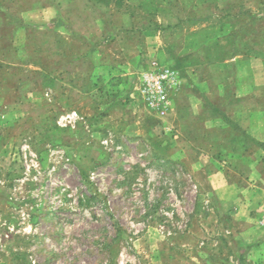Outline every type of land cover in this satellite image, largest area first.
Returning <instances> with one entry per match:
<instances>
[{
	"label": "rangeland",
	"instance_id": "obj_1",
	"mask_svg": "<svg viewBox=\"0 0 264 264\" xmlns=\"http://www.w3.org/2000/svg\"><path fill=\"white\" fill-rule=\"evenodd\" d=\"M0 264H264V0H0Z\"/></svg>",
	"mask_w": 264,
	"mask_h": 264
},
{
	"label": "built area",
	"instance_id": "obj_2",
	"mask_svg": "<svg viewBox=\"0 0 264 264\" xmlns=\"http://www.w3.org/2000/svg\"><path fill=\"white\" fill-rule=\"evenodd\" d=\"M158 88H160V87H158ZM161 93H162V91H161Z\"/></svg>",
	"mask_w": 264,
	"mask_h": 264
}]
</instances>
